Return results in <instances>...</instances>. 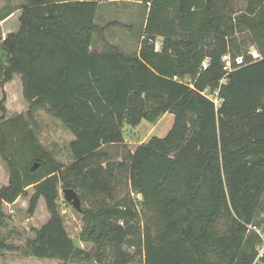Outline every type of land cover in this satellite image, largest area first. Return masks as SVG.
Instances as JSON below:
<instances>
[{"label":"trees","instance_id":"1","mask_svg":"<svg viewBox=\"0 0 264 264\" xmlns=\"http://www.w3.org/2000/svg\"><path fill=\"white\" fill-rule=\"evenodd\" d=\"M24 1L17 30L4 36L0 25V152L10 171L0 190V227L3 205L26 197L30 187L28 213L43 198L51 214L24 255L55 264H107L109 254L113 264H130L139 254L144 264H264L262 238L251 229L264 225V0H248L251 16L238 19L227 0H134L147 17L133 54L106 42L109 28L133 27L98 23L107 0ZM241 27L263 58L233 62L230 71L223 59L241 45ZM96 40L106 43L101 51ZM15 75L30 107L8 118L4 87ZM208 90L218 92L219 106ZM39 109L73 134L69 166L40 144L32 125ZM168 113L175 120L167 136L128 152L123 166L131 192L116 199L88 163L106 158L105 146L123 145L126 126L156 124ZM60 186L91 202L79 239L95 246L93 254L65 227ZM132 193L141 197L143 215L152 214L155 231L147 226L141 234ZM126 244L136 255L123 251ZM6 248L13 249L0 238V250Z\"/></svg>","mask_w":264,"mask_h":264},{"label":"rangeland","instance_id":"2","mask_svg":"<svg viewBox=\"0 0 264 264\" xmlns=\"http://www.w3.org/2000/svg\"><path fill=\"white\" fill-rule=\"evenodd\" d=\"M24 3V0H0V25L2 26L4 36L9 32L17 30L18 18L20 15L19 8L22 7ZM119 3L123 2H103L101 10L111 11L112 13H116L117 10L120 12L124 10V12L122 13L123 15L116 18L114 21H121L122 23H125L127 25L131 24L130 21L132 20V17L130 15L127 16V13H125L127 12V10L125 9V7L120 6ZM227 4H230V6L232 7L231 9H233L234 18L238 19L242 16H251L249 11L247 10L248 0H227ZM131 5V9H133L132 7L134 5ZM10 13L14 14L13 17L10 20L4 22L3 18ZM128 14H130L129 11ZM98 21V23L103 22L100 17ZM104 22L106 21L104 20ZM140 29L141 28L138 25H135L130 31L133 32V34L138 35L139 32H141ZM108 30H111L112 32L110 34H115L116 37L121 36L117 35V31L123 33H125V31L128 32V30L120 27H111ZM236 37L239 38L240 43L242 42L241 45L237 44L234 45V47H231V53L224 57V59L226 58L227 61L230 60V64L232 67L233 62L241 65L246 59L248 61H256L253 56V53L255 52L260 55L261 59L263 58L261 47L252 42L249 31H247L244 27L238 29ZM100 41L101 40H97L95 42V47L98 50L104 49V46ZM262 48L264 50V47ZM208 63L209 60H207L206 65ZM4 91L6 92V108L8 109L7 117L10 118L18 114L27 115L30 104L24 96L22 76L15 75L13 80L5 85ZM206 94L210 95L211 98H216V91L210 93L208 90ZM2 95L3 89L0 87V100L2 99ZM170 115L172 116V114ZM171 116H166L157 125L143 121V125L140 128L126 126V129L124 130L125 138L133 141L134 147H136L139 140L140 142L144 139H147L148 141L151 138V135L153 134H148L144 137V135L149 130H151L150 132H152L153 129L155 130V137L164 138L165 136H167L173 125ZM34 117L36 122L32 124L33 130L36 133L42 147L45 150L51 152L54 155V158L62 165L69 166L70 164H72L74 162V159L70 150V143L74 140V136L69 131V129L66 128L63 122L55 118L52 114L44 109L37 110L34 113ZM131 147L132 146L129 144L105 146L102 151L107 153L108 156L101 160H92L87 165L88 169L90 171H93L94 179L98 180L101 184H108L115 188L116 199H121L131 192L126 168L125 166H123V163L127 158L128 152L130 151ZM9 179L10 171L0 152V190L3 187L9 185ZM71 180L80 186L84 184L83 181L75 174L71 175ZM63 192V186H60L58 204L59 212L63 218L65 227L67 228L69 234L78 247L85 249L87 252L93 254L95 251V246L92 243H83L79 239L84 226L82 213H78L72 206V204L65 202ZM33 194L34 188L30 187L27 190L26 197L20 198L13 205L4 204L2 207V213L4 215V225L0 227V238L5 242V245L7 247H12L13 249L6 248L0 250V264H55L52 263L54 262V260L41 261L33 257H26L23 253V249L26 247L27 242L35 239L36 231L47 224L51 218V214L49 213L46 207L45 200L43 198L40 199L35 214L30 215L28 213L29 201ZM78 194L80 195V193ZM131 196L134 199L137 210L139 211L141 216V234L144 228H146L147 226L154 228L155 231L156 221L153 222L151 218L152 214L146 216L143 215V205L141 202V197L136 195L135 193H132ZM91 207V202L88 203L85 200L82 201V209L84 211L85 209ZM263 217L264 209L261 212V218ZM261 228L264 229V225H262ZM123 251L128 254L129 257H133L134 255H136L137 249L126 244L123 247ZM106 253L109 254V251H107ZM105 260L107 264H113V262L115 261V259L110 254ZM257 263L260 262L257 261ZM130 264H144L143 254L137 255L130 262Z\"/></svg>","mask_w":264,"mask_h":264},{"label":"crops","instance_id":"3","mask_svg":"<svg viewBox=\"0 0 264 264\" xmlns=\"http://www.w3.org/2000/svg\"><path fill=\"white\" fill-rule=\"evenodd\" d=\"M103 2H123V3H119L120 6H123L125 7V9L127 10V16H131L132 17V20L130 21L131 24H128L130 26H135V25H138L141 29L140 31H142V28L143 26L145 25L146 23V17H147V12L145 13V7L143 6V4L139 1H134V0H107V1H102L100 2V9H99V12H98V20H99V17L102 19L103 22H100L99 24L102 25V26H105L107 25L108 23H111L113 22L116 18L120 17L121 15H123L122 13L124 12V10L122 12L118 11L115 13V12H111V11H104V10H101L102 8V4ZM127 2V3H126ZM131 4H133L134 6L132 7L133 9H131ZM101 10V12H100ZM128 11L130 14H128ZM142 11V12H141ZM143 14V16H142ZM104 20L106 22H104ZM140 21V22H139ZM99 22V21H98ZM118 22H121V21H118ZM139 22V24H138ZM142 22V24H141ZM122 23V22H121ZM125 24V23H124ZM135 24V25H134ZM141 24V26H140ZM131 27V29L133 28ZM112 30V29H111ZM111 30H108L107 33H106V42L109 43V44H112V45H117L119 46L122 51L125 53V54H133L134 52H138L139 51V48H140V45H141V38L142 36L140 37V33L138 35H135L133 34V32H131L130 30L128 29H125V30H128V32L125 31V33L123 32H119L117 31V35H121V36H117L114 34H110L112 31ZM133 31V30H132ZM162 38H158L157 40V43H156V49L157 50H160L161 49V45H162ZM97 41V40H96ZM95 41V42H96ZM99 41V40H98ZM102 43L103 46H105V42L104 41H100ZM135 43V44H134ZM134 44V45H133ZM134 48V49H133ZM102 49H100L99 51H101ZM171 116L169 113L164 115L156 124L154 125H157L162 119H164L166 116ZM171 120H173V124H174V120H175V117L174 115L171 116ZM143 125V122L140 126H138V128H140L141 126ZM173 126V125H172ZM126 129V127H125ZM124 129V130H125ZM151 130L147 131V133L144 135L147 136L148 134H153L151 135V138L155 137L154 134H155V130L153 129L152 132H150ZM125 132V131H124ZM150 132V133H149ZM169 133V132H168ZM125 136V135H124ZM150 138V139H151ZM149 139V140H150ZM148 140V141H149ZM147 139H144L140 142V140L138 141V144L136 145V147L133 146L134 142L129 140L128 138H125V143L124 144H129L131 145V151L134 152L140 145H142L143 143H146L148 142Z\"/></svg>","mask_w":264,"mask_h":264},{"label":"built area","instance_id":"4","mask_svg":"<svg viewBox=\"0 0 264 264\" xmlns=\"http://www.w3.org/2000/svg\"><path fill=\"white\" fill-rule=\"evenodd\" d=\"M253 56H254V58H255V60L256 61H258V60H261V58H260V55L257 53V52H255V53H253ZM224 61H225V63H226V66L230 69V71H232V66H231V64H230V60H226V58L224 59ZM207 62V61H206ZM206 62L203 64V66H204V68H206L207 67V65H206ZM177 79V78H176ZM206 94V93H205ZM207 95V94H206ZM211 100H213L214 102H215V104L217 105V106H219L220 105V103H219V98H218V92H216V98H211L210 97V95H207ZM66 202V201H65ZM251 229L252 230H254V231H256L259 235H260V237L262 238V241H263V243H262V245L259 247V259L261 258V257H264V229H262V228H259V227H256V226H254V227H252L251 226Z\"/></svg>","mask_w":264,"mask_h":264},{"label":"water","instance_id":"5","mask_svg":"<svg viewBox=\"0 0 264 264\" xmlns=\"http://www.w3.org/2000/svg\"><path fill=\"white\" fill-rule=\"evenodd\" d=\"M63 193L65 201L72 204L78 213H82V200L77 191L73 189H65Z\"/></svg>","mask_w":264,"mask_h":264}]
</instances>
